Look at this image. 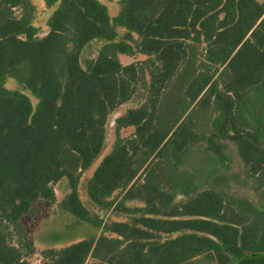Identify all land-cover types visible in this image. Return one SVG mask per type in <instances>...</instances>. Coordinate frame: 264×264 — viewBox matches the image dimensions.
<instances>
[{
	"label": "trees",
	"instance_id": "16d2710c",
	"mask_svg": "<svg viewBox=\"0 0 264 264\" xmlns=\"http://www.w3.org/2000/svg\"><path fill=\"white\" fill-rule=\"evenodd\" d=\"M43 2L54 8L38 36L33 0H0V264H27L36 246L22 219L56 201L61 178L58 207L100 233L40 249L39 264H264V208L231 190L264 199V3L119 0L111 16L100 0ZM95 39L104 43L82 65ZM128 101L86 180L99 210L129 215L104 219L78 184ZM226 141L242 172L210 174L198 190L185 156L198 146L223 161Z\"/></svg>",
	"mask_w": 264,
	"mask_h": 264
},
{
	"label": "rangeland",
	"instance_id": "374dc122",
	"mask_svg": "<svg viewBox=\"0 0 264 264\" xmlns=\"http://www.w3.org/2000/svg\"><path fill=\"white\" fill-rule=\"evenodd\" d=\"M107 6L108 12L111 16L117 14L119 10V0H100ZM264 3V0H258ZM37 6V11L33 19V24L37 27V35H44L47 30V18L52 12L54 6L47 7L43 0H33ZM125 33L124 28H119L118 38ZM104 43L103 40H92L85 45L80 55V62L84 65V61L87 58L95 57L97 49ZM119 58L121 62L128 63L137 59L144 58L142 54L124 55L120 54ZM4 84L9 88L22 87L10 77L4 79ZM28 94L35 104V98L30 94L28 90L22 89ZM136 104L135 101H128L119 105L108 116L106 125V139L105 145L101 152V155L95 160L89 169L84 171L80 177L78 184V193L84 203L92 212L99 213L104 219L113 220H128L129 215L123 212H119L114 209L99 210L88 198L86 194V180L90 176L92 170L99 162L100 158L108 152L111 143L114 138L113 126L114 119L122 114L128 107H132ZM133 127H126L121 130L123 136L131 134ZM226 157L223 161H220L214 157L210 152L204 151L198 146H194L191 151L185 156L183 161V167L188 169L195 175V182L198 190L208 185V179L210 174L213 173H230V172H242V165L236 154L235 146L231 141H226ZM69 186L66 178H62L54 184V191L56 195L55 202H48L44 200H38L35 203L36 208L41 209V213L35 216H24L22 222L27 228L30 237L33 239L36 251L26 257L27 264H39L41 262L40 249L45 247H62L66 244L74 242L82 238H95L100 233V228H97L90 223L77 219L72 214L61 210L58 207L57 202L68 192ZM231 190L237 194L245 195L251 198L259 207L264 208V199H261L257 194L247 186L240 184H233ZM128 205H139L138 201H128ZM253 254V253H247Z\"/></svg>",
	"mask_w": 264,
	"mask_h": 264
},
{
	"label": "crops",
	"instance_id": "0c3cea01",
	"mask_svg": "<svg viewBox=\"0 0 264 264\" xmlns=\"http://www.w3.org/2000/svg\"><path fill=\"white\" fill-rule=\"evenodd\" d=\"M62 179V178H61ZM69 191V190H68Z\"/></svg>",
	"mask_w": 264,
	"mask_h": 264
}]
</instances>
